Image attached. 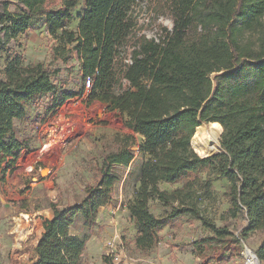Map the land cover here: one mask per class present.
<instances>
[{
    "label": "trees",
    "instance_id": "obj_1",
    "mask_svg": "<svg viewBox=\"0 0 264 264\" xmlns=\"http://www.w3.org/2000/svg\"><path fill=\"white\" fill-rule=\"evenodd\" d=\"M82 3L77 15L80 0H17L16 12L4 4L0 51L9 52V42L42 23L59 42L54 58L65 63L78 59L87 104L99 101L119 111L124 126L142 137L137 151L142 158L139 186L127 204L136 229V251L149 254L160 241V229L190 215L210 232L195 242L199 257L207 258L209 247L216 251L208 260L216 264L242 257L248 233L264 235V0ZM145 6L154 8L155 21L168 13L172 30L160 26L155 37L141 33L138 15ZM75 19L77 29L69 30ZM245 31L260 34L258 45L242 40ZM59 72L43 62H26L20 53L0 58V169L6 161V168L14 167L28 149V141L16 135V123L26 119L31 106L48 96L46 113L54 115L81 95L57 83ZM214 122L224 129L222 152L201 154L197 140L207 152L218 150V145L205 147L196 139L201 125ZM124 140L104 156L96 182L87 186L80 202L66 208L52 205L53 216L44 220L33 264L81 263L89 236L74 234L71 228L81 215L83 225L91 229L99 209L114 200L122 180L117 169L129 168L130 174L137 158L136 137ZM219 179L230 184L226 215L243 214L248 220L242 235L204 216L195 199L198 190L210 197ZM161 183L182 185L166 190ZM154 199L164 213L150 210ZM255 253L264 264V238Z\"/></svg>",
    "mask_w": 264,
    "mask_h": 264
},
{
    "label": "rangeland",
    "instance_id": "obj_2",
    "mask_svg": "<svg viewBox=\"0 0 264 264\" xmlns=\"http://www.w3.org/2000/svg\"><path fill=\"white\" fill-rule=\"evenodd\" d=\"M4 4H7L11 12L17 11V0H0V15ZM82 8L83 3L80 0L74 15ZM154 12L152 6H145L138 15L139 30L148 37H155L160 26L168 30L173 28V21L168 13L155 21ZM77 25L78 20L75 19L67 27L69 30H76ZM242 40H251L258 45L260 34L245 31ZM58 43L49 36L46 27L38 22L33 30L8 43L9 52L0 51L2 60L8 53H20L26 62H43L59 69V74L55 76L57 83L81 93L79 97L66 101L54 115L46 113L49 97H44L29 108L25 120L16 123V135L19 139L28 141V149L24 150L14 167L10 165L6 168V161L2 166L6 172L3 173V168L0 169V264H33L37 259L35 248L44 231V220L53 216L52 205L66 208L80 202L87 186L96 182L104 156L119 149L124 144V138L133 134L136 137L133 149L136 150L137 158L129 175V168L117 169L122 180L116 187L113 202L107 205V216L105 213L100 215L98 211L96 223L90 229L83 225V219L78 215L74 227L71 228L74 234L89 236L80 264L106 262L108 238L115 235L116 222L124 248L122 255L126 256L117 261V264H150L148 261L156 264H202L206 260L209 261L208 264H216L214 260H208L215 254L216 250L213 248L206 249L207 258L198 256L199 250L195 242L210 232L203 227L200 220L190 215H182L160 229V241L149 254L136 251V229L127 204L139 186L142 158L137 151L142 137L124 126V115L119 111L108 110L99 101L87 104L88 92L82 90L80 63L76 57L67 63L60 58L55 59L54 47ZM220 141L221 136L218 150L207 152L197 140V151L208 155L221 151ZM45 169L47 173L43 174ZM205 176L206 173H203V177ZM181 185L161 183L160 187L171 190ZM229 185L226 179L215 180L210 197L198 190L195 199L204 216L218 226L228 225L235 236H238L243 234L248 220L243 214L236 218L226 215L229 203L225 192ZM149 205L156 215L165 212L157 199L150 201ZM115 210L117 211L113 216ZM23 214L28 215L30 220L26 222L23 219L24 237L17 232V219H22ZM247 236V240L242 241V257L235 256L225 264H245L244 244L255 252L264 238L261 231L250 232ZM99 245L101 249L98 248ZM132 259L140 261L135 262Z\"/></svg>",
    "mask_w": 264,
    "mask_h": 264
},
{
    "label": "bare ground",
    "instance_id": "obj_3",
    "mask_svg": "<svg viewBox=\"0 0 264 264\" xmlns=\"http://www.w3.org/2000/svg\"><path fill=\"white\" fill-rule=\"evenodd\" d=\"M222 131L223 130H222L221 125L219 123L214 122L212 124H209V126L203 125L202 128H200L196 132V135L201 140V142L203 143L205 147H209L212 145L219 146V139H220ZM191 143H192V140H191ZM22 217H23L22 219L21 218L17 219V232H19L20 235L24 237L23 235L24 228L22 227L23 219L26 222H30V220H29V216L26 214H23ZM245 258H246L245 264H258V260L255 254L253 253V250H250L248 253H246Z\"/></svg>",
    "mask_w": 264,
    "mask_h": 264
},
{
    "label": "built area",
    "instance_id": "obj_4",
    "mask_svg": "<svg viewBox=\"0 0 264 264\" xmlns=\"http://www.w3.org/2000/svg\"><path fill=\"white\" fill-rule=\"evenodd\" d=\"M129 61V60H128ZM86 87H90V81H87ZM123 243L120 239L119 233L116 232L113 237L108 240L107 247H106V264H117V261H120L122 258H126L124 252V248L122 247ZM129 258V257H127ZM133 261L137 262L140 261L139 259H132ZM144 260V259H142ZM147 262V261H146ZM150 264H156L153 261H148Z\"/></svg>",
    "mask_w": 264,
    "mask_h": 264
},
{
    "label": "crops",
    "instance_id": "obj_5",
    "mask_svg": "<svg viewBox=\"0 0 264 264\" xmlns=\"http://www.w3.org/2000/svg\"><path fill=\"white\" fill-rule=\"evenodd\" d=\"M115 209H117V207L115 208ZM116 211L117 210H115V211H113V216L116 214ZM99 214L101 215V214H103V213H105V216H107V212H109V207L108 206H104V207H101L100 209H99ZM112 212V211H111ZM115 230H116V232H118L119 233V229H118V225H117V222H116V225H115ZM112 236H110L109 238H108V240L111 238ZM39 242V241H38ZM38 244V243H37ZM37 246V245H36ZM99 249H101V245H99V247H98ZM104 264H106V262H104Z\"/></svg>",
    "mask_w": 264,
    "mask_h": 264
},
{
    "label": "water",
    "instance_id": "obj_6",
    "mask_svg": "<svg viewBox=\"0 0 264 264\" xmlns=\"http://www.w3.org/2000/svg\"><path fill=\"white\" fill-rule=\"evenodd\" d=\"M223 132H224V129H223V131H222V133H221V136H222V134H223ZM191 146H192V143H191ZM193 148V147H192ZM194 149V148H193ZM196 152V151H195ZM218 152H222V151H218ZM198 154V153H197ZM214 154V153H213ZM213 154H211V155H213ZM211 155H208V156H211ZM200 156V155H199ZM208 156H205V157H208ZM202 157V156H201ZM45 173H47V169H45V170H43V174H45ZM251 249L246 245V244H244V253L246 254V253H248L249 251H250ZM253 253L255 254V256H256V258H257V260H258V264H260V259H259V257L257 256V254L253 251Z\"/></svg>",
    "mask_w": 264,
    "mask_h": 264
}]
</instances>
